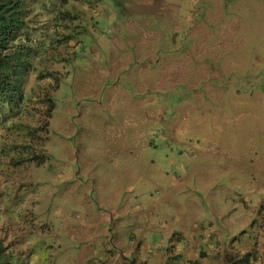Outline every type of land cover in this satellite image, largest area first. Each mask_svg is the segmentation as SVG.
I'll list each match as a JSON object with an SVG mask.
<instances>
[{"label":"rangeland","instance_id":"374dc122","mask_svg":"<svg viewBox=\"0 0 264 264\" xmlns=\"http://www.w3.org/2000/svg\"><path fill=\"white\" fill-rule=\"evenodd\" d=\"M42 1L0 107L3 242L26 264H264V0Z\"/></svg>","mask_w":264,"mask_h":264},{"label":"trees","instance_id":"16d2710c","mask_svg":"<svg viewBox=\"0 0 264 264\" xmlns=\"http://www.w3.org/2000/svg\"><path fill=\"white\" fill-rule=\"evenodd\" d=\"M42 0H0V107L20 106L22 86L30 73L33 44L36 40L34 9ZM38 47L41 43L38 42ZM44 74L38 73L41 78ZM50 111L48 112V114ZM0 264H26L14 255L0 238Z\"/></svg>","mask_w":264,"mask_h":264},{"label":"clouds","instance_id":"9594fccd","mask_svg":"<svg viewBox=\"0 0 264 264\" xmlns=\"http://www.w3.org/2000/svg\"><path fill=\"white\" fill-rule=\"evenodd\" d=\"M33 45H34V44H33ZM33 45H32V46H33Z\"/></svg>","mask_w":264,"mask_h":264}]
</instances>
